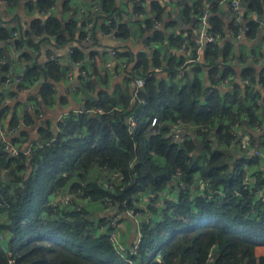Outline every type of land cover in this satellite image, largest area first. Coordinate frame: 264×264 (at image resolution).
Returning <instances> with one entry per match:
<instances>
[{
  "label": "trees",
  "instance_id": "trees-1",
  "mask_svg": "<svg viewBox=\"0 0 264 264\" xmlns=\"http://www.w3.org/2000/svg\"><path fill=\"white\" fill-rule=\"evenodd\" d=\"M99 1L105 14L102 30L119 38L129 37L131 27L115 19V15L120 16L115 0ZM193 1L191 5L188 0H179L186 22L193 21L204 6V0ZM246 2L249 11L261 12L264 6L261 0ZM52 4V0H41L39 7L49 9ZM150 4L158 13L156 19L162 18L159 2L151 0ZM65 6L74 9L70 0H65ZM136 11L143 12L140 6ZM93 13L89 12L91 19ZM153 19L145 20L146 27H153ZM210 19V30L222 34L225 20L220 16ZM79 21L76 16L66 23L56 16L35 21L34 34L42 40L55 38V43L62 46L79 31V45L72 50L69 64L49 59L44 68L26 72L27 82L40 80L33 98L37 100L41 95L51 104L57 95L56 84L69 71L74 72V81L79 84L75 90H86L89 96L84 101L85 111L65 115L57 124V132L46 129L45 141L34 146L29 156L22 152L17 157L10 156L0 140V168L13 176L10 181L0 177V226L5 231L0 264H8L11 259L13 264H264V256L257 258L255 253L257 246L264 245V204L257 198L256 189L250 190L244 183L247 170L243 169L245 162L252 164L258 159H250L246 150L231 145L233 122L245 120L244 124L251 128L259 118L264 123V72L258 78L254 68L243 70V78L253 81L252 88L237 83L228 90L207 92L199 75L204 70L203 63H184L185 58L171 51L164 60L162 50L155 47L151 58L146 51L136 59L128 54L135 61L130 71L133 78L145 79L135 96L121 86L110 91L96 86V77L101 73L98 67L90 69L86 63L87 56L80 45L85 31ZM257 26L255 20L249 21V37H254ZM192 37L188 42L194 46L193 57L197 58L200 50ZM9 38L12 32L0 25V40ZM147 39L149 43L171 47L186 42L180 35L166 38L161 29L154 30ZM14 42L21 47L18 39ZM3 53L0 47V71L6 72L9 68L1 63ZM202 53L204 61L209 60L210 84L219 83L233 71L221 70L217 64L221 52L216 42L206 43ZM75 62L82 63L85 75ZM160 66L163 78L154 70ZM188 66L191 75L186 70ZM5 77L2 75V80ZM260 84L263 89L259 91ZM25 85L28 83L20 86ZM258 98L263 105L257 103ZM40 109L38 105L35 113ZM131 115L137 120L134 131L128 124ZM154 116L163 123L151 132ZM16 120V116L12 117L10 125ZM178 120L199 128L180 142L170 136ZM200 125H206L208 130ZM251 143L264 147V131L259 140L253 136ZM238 151L243 157L234 160ZM108 179L111 187L105 186ZM180 181L185 183V190L179 187ZM258 183L264 184V176L260 175ZM67 188H80L95 200L109 197L121 211H136V203L146 196L156 202L157 206L140 223V248L129 256L133 263L121 257L104 234L95 232L96 220L88 208L78 211L50 205L51 197ZM217 188L223 195L213 193Z\"/></svg>",
  "mask_w": 264,
  "mask_h": 264
},
{
  "label": "crops",
  "instance_id": "crops-1",
  "mask_svg": "<svg viewBox=\"0 0 264 264\" xmlns=\"http://www.w3.org/2000/svg\"><path fill=\"white\" fill-rule=\"evenodd\" d=\"M41 0H18L14 3H7L0 1V25L6 26L12 32V38L1 41L0 46L3 49V56L1 63L8 66L6 72L0 71V121L5 130H7L6 139L16 143L21 151H28L31 147L39 145L45 141L43 135L46 129L57 132L58 122L65 115L70 112H77L84 106L86 99L84 91H77L71 89V82L68 75L60 80L56 84L57 95L55 100L51 104H47L41 95L37 96V100L33 98V95L37 94V90L40 86V80H35V83H29L25 80L24 75L27 71L33 69L44 68L49 59L54 57L63 64H69L71 60V52L75 46L79 45L78 35L73 40H70L65 45H57L55 38H46L34 34L35 21H44L47 17H58L63 23L69 21L72 17H80L79 24L84 26L85 17L78 12V7L81 0H70L73 10H69L65 6V0H52L54 8L52 6L49 9L39 7ZM163 9L162 18H157L158 13L153 9L150 4L151 0H115V5L118 6L120 16L115 15V19L119 23L128 24L132 32L129 37L119 38L115 34L109 36L102 30L101 25L105 20V14L103 9L92 11V19L94 23V37L92 42H85L84 39L80 43L87 56L88 67L94 69L98 67L101 77H96V86L107 88L110 91H116L119 86L128 89L134 93V85L131 80H128L125 76V72L121 69L119 63L108 66L106 63L112 60L110 51L116 49L119 54L128 60V70L131 71L135 65L128 54H132L136 59V56L140 52L146 51L151 58L152 50L158 47L162 50L161 57L164 60L168 57L169 52L176 54L178 57L186 59L184 63H192L194 53V46L188 42L189 36L195 35L194 20L198 15H194L193 21L186 22L183 6L180 5L179 0H157ZM192 5L193 0H188ZM264 3V0H261ZM204 6L200 7L204 11L208 12L210 17L220 16L225 20L222 37L216 42L220 48V54L218 56L217 64L221 70L233 71L227 76L232 75L233 78L227 86L222 89H231L234 84H246L243 78L242 72L246 68H254L257 71V77L264 72V6L261 12L246 8L244 5H248L246 0H242V8L239 16V27L236 29L233 27L235 24V14L232 11L229 0H204ZM264 5V4H263ZM141 7L144 16L136 23H127L126 19L133 16L136 11V7ZM246 8V9H245ZM77 11V12H76ZM199 12V13H200ZM79 13V14H77ZM148 17L154 18L153 27L150 25L146 27V19ZM211 20V19H210ZM251 20L257 22V31L254 37H249L246 28ZM159 22V27H154V23ZM211 26V21H210ZM163 30L165 37L170 35H180L184 37L186 42L179 47L169 46V44L161 43H149L147 38L153 33L154 30ZM16 32V36L13 32ZM240 33L241 37L237 38L236 34ZM15 37V38H14ZM192 37V39H193ZM18 39V42L22 43L21 47H17L14 40ZM169 46L167 57L164 58L165 46ZM188 45V47H187ZM227 47H230L227 49ZM203 48L200 49L198 55V62L203 63L204 70L200 72V76L206 85V89L211 85L208 78V61H204ZM198 50V49H197ZM94 53V54H93ZM93 54V55H91ZM81 62H75L78 66ZM183 63V64H184ZM188 63V64H189ZM82 64V63H81ZM69 66V65H68ZM162 71V67L160 66ZM188 74L191 75L190 66L186 68ZM159 72L160 77H164V74ZM182 73L184 70L181 71ZM69 73V72H68ZM67 73V74H68ZM2 75H22L24 77V83L31 85L30 91H24L23 86L12 84L8 85L2 80ZM226 77V76H225ZM251 80V79H250ZM253 87L254 83L251 80ZM247 85V84H246ZM249 86V85H247ZM249 87L252 88L250 85ZM257 87V86H255ZM259 91L263 89V85L258 86ZM91 95V94H90ZM263 100L258 98L256 101ZM38 105H41V109L35 113ZM264 107V106H263ZM7 109V111H6ZM4 111V114L2 112ZM8 112V115H7ZM264 114V112H263ZM16 116L17 120L13 125H10L12 117ZM28 116L30 119H28ZM259 120V119H258ZM258 122V121H256ZM255 122V123H256ZM245 123V120H244ZM244 128L241 129L240 139L241 142L237 144V147L246 150V154L253 151L254 147L259 143L252 144V137L259 140V133L247 124H244ZM254 123V124H255ZM174 128L172 125L171 130ZM182 133L185 137L180 141L182 142L187 135L195 133V127L193 124H187L183 126ZM236 148V146H235ZM234 148V149H235ZM263 156L258 158V161L251 169L256 170L261 176H264V147H262ZM29 156V155H28ZM234 160L241 159L243 155L238 151L234 153ZM114 175V174H112ZM0 177L5 181H10L13 176L5 168H0ZM202 189V187H200ZM197 191V190H195ZM136 203V207L140 208L141 214L132 213L128 214L126 211H121L118 206L111 207L100 201H97L95 205L90 206L87 210L90 211L94 220L104 219L112 212L122 213V218L119 219L117 224V230L121 234L123 241L128 245H132L138 237V229L141 221L147 216L146 213L150 211L146 207L147 198ZM155 207V206H154ZM137 209V208H136ZM137 211V210H136ZM257 258L264 256V245H259L255 248Z\"/></svg>",
  "mask_w": 264,
  "mask_h": 264
},
{
  "label": "built area",
  "instance_id": "built-area-1",
  "mask_svg": "<svg viewBox=\"0 0 264 264\" xmlns=\"http://www.w3.org/2000/svg\"><path fill=\"white\" fill-rule=\"evenodd\" d=\"M1 2H7V3H14L15 1L18 0H0ZM230 7L232 11L235 14V24L234 26L239 27V16L238 14L241 11L242 8V0H229ZM52 9L54 8V5L52 4ZM101 9V3L99 0H81L80 5L78 7V12L81 13L85 17L84 21V31H85V42H92L93 37H94V23L90 20L89 17V12L90 11H96ZM144 16L143 12H137L135 11L133 16L130 18L126 19L127 23H136ZM111 20H107V22H110ZM210 16L208 15V12L203 9H201V12L198 14L196 22L194 23L195 25V35H194V45L195 47L200 50L206 43H215L217 42L221 37V33L219 32H214L211 31L210 28ZM160 23L155 22L154 27H159ZM248 28H246L247 30ZM16 32H13V35L16 36ZM105 34H108L109 36H112L113 34L110 32H105ZM237 38L241 37L240 33L236 34ZM112 60L108 61L106 64L108 66H111L112 64H117L121 66V69L125 72V76L127 79L131 80L135 87L134 91V96L137 93L138 89L140 87L144 86L145 79L141 78L138 80H135L133 78V75L131 72H127L128 70V65L129 62L127 59L122 57L119 52L116 49H112L110 51ZM52 59H55L52 57ZM199 58H194L191 60V62H198ZM82 64H78V67L81 69L82 74H86V70L82 68ZM155 71L160 72L161 69L160 67H155ZM68 78L69 81L71 82V89H76L79 84L74 81L75 79V74L73 71H69L68 73ZM163 78V77H162ZM233 76L229 75L224 77L219 83L216 84H211L206 91L211 92L213 90L221 91L222 87L227 86L230 81L232 80ZM4 81L8 85L16 84V85H22L24 83V77L22 75L14 76V75H7L4 79ZM245 83L247 85L253 86L252 82L250 79H245ZM24 91H30L31 90V85H25L22 87ZM142 103H145V100H141ZM258 104L263 105L261 100L257 101ZM79 111H85V107L83 106ZM101 111V110H99ZM264 117V116H263ZM215 121H219L218 119H215ZM163 123L158 120L156 116L152 117L150 121V131L154 132L157 130V125ZM128 124H129V129L131 131H134L137 128V120L134 115H131L128 119ZM185 126V123L182 120H178L177 124L174 125V128L170 132V136L172 138L177 139V140H182L185 135L183 136L184 133H182V128ZM195 127V132L199 128V125H194ZM200 127H203L204 129L208 130V127L206 125H200ZM244 128L243 123L241 121L236 120L232 124V133L234 136V139L231 141L232 147L237 146L241 142L240 139V132L241 129ZM253 128L260 134L264 131V123L261 121V118H259L258 122H256L253 126ZM7 130H5L2 126V123L0 121V140L3 141V148L4 150L10 155L17 157L20 155V153H25V154H30L31 151L33 150V147H31L28 151H21L19 146L11 141H7ZM214 147V145H213ZM262 145L259 146L257 145L254 147L253 151L249 153L248 157L251 159L252 157L254 158H261L263 156L262 152ZM256 159V161H257ZM256 162L254 163H249L245 162L243 169L245 168L247 170V173L245 174L244 177V183L246 186L252 190L256 189V195L259 200L264 204V184H259L258 183V178L260 177V174L254 170L251 169L253 165H255ZM111 172V171H110ZM109 171H106V174L110 173ZM115 175H118L117 172L114 173ZM181 174V172H178V175ZM105 186L106 187H111V184L109 181H105ZM179 187L182 190H185L186 185L184 182L180 181L179 182ZM222 188V187H221ZM223 189V188H222ZM215 195H223L221 189L217 188L216 190L213 191ZM200 194H203L201 191ZM235 195H239V192H236ZM212 195L210 194L209 197ZM149 201L152 199L151 197H148ZM97 201H100L108 206L111 207H116V205L113 203L112 199L109 197L104 198L103 200H95L91 197V195H86L82 189H77V191H71L70 189H59L52 197L50 200V205L56 209V208H64L66 209L67 207H72L78 211H82L83 209L89 208L92 205H95ZM128 214L132 213V210H127L126 211ZM122 218V213L119 212H112L109 216H107L104 219H97L95 222V232L99 235L104 234L106 237L104 238L107 240L110 244L113 245L115 248L116 252L121 256L125 257V259L129 263H133V260L129 257L131 254H136L139 251V244L140 240L142 237V231H141V224L138 229V237L137 240L130 246H128L122 239L121 234L117 230V224L119 219ZM5 238V231L4 228L0 226V243L4 241ZM209 259L212 260V255L209 253ZM14 260H9L8 264H13Z\"/></svg>",
  "mask_w": 264,
  "mask_h": 264
},
{
  "label": "rangeland",
  "instance_id": "rangeland-1",
  "mask_svg": "<svg viewBox=\"0 0 264 264\" xmlns=\"http://www.w3.org/2000/svg\"><path fill=\"white\" fill-rule=\"evenodd\" d=\"M259 135H260V133H259ZM108 181H109V179H108ZM199 187H202L203 186V182L202 181H200V183H199V185H198ZM146 203H147V205H146V207L148 208V210L151 212V209L152 208H154V206H157L156 205V202L155 201H153L152 199L149 201V199H147V201H146ZM161 203H163V201H161ZM137 208V211H135V210H133V212L135 213V214H140V215H142L140 212H141V210H140V208H138V206L136 207ZM149 212V213H150ZM148 213H146V215H147Z\"/></svg>",
  "mask_w": 264,
  "mask_h": 264
},
{
  "label": "water",
  "instance_id": "water-1",
  "mask_svg": "<svg viewBox=\"0 0 264 264\" xmlns=\"http://www.w3.org/2000/svg\"><path fill=\"white\" fill-rule=\"evenodd\" d=\"M244 6H246V5H244ZM0 47H1V46H0ZM187 47H188V45H187ZM168 51H169V46L166 45V46H165L164 58L167 57ZM84 93H85V97H88V96H89V94L87 93L86 90H84ZM183 136H184V134H183ZM183 178H185V176H184ZM184 249H185V247H183V250H184Z\"/></svg>",
  "mask_w": 264,
  "mask_h": 264
}]
</instances>
